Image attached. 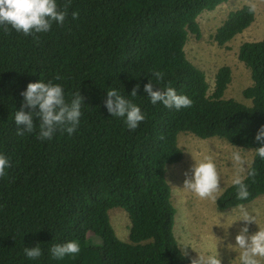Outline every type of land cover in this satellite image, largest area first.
I'll return each instance as SVG.
<instances>
[{
  "label": "trees",
  "instance_id": "1",
  "mask_svg": "<svg viewBox=\"0 0 264 264\" xmlns=\"http://www.w3.org/2000/svg\"><path fill=\"white\" fill-rule=\"evenodd\" d=\"M226 1L57 0L67 16L38 40L0 25V153L10 161L0 178V264H189L173 232L176 210L166 180L167 167L183 158L179 134L223 139L251 149L254 158L255 135L264 126V39L238 49V60L250 70L252 84L242 92L250 105L223 98L228 66L217 70L209 94L204 72L186 57L189 34L201 36L200 14ZM254 19L247 5L229 12L213 42L225 45ZM155 71L162 73L158 82ZM149 78L154 90L171 86L192 106L177 111L151 104L143 91ZM38 79L61 84L68 100L76 92L82 97L71 136L58 131L40 141L37 120L33 133L16 134L12 118L21 108L20 92ZM136 85L137 96L127 98L146 115L129 131L103 102L108 89L128 95ZM251 167L256 175L245 180L248 198L238 200L231 184L217 197L218 210L264 195V160L255 157ZM113 208L128 216L127 242L111 225ZM73 239L78 254L51 257L52 244ZM37 243L42 255L27 259L23 248Z\"/></svg>",
  "mask_w": 264,
  "mask_h": 264
},
{
  "label": "clouds",
  "instance_id": "2",
  "mask_svg": "<svg viewBox=\"0 0 264 264\" xmlns=\"http://www.w3.org/2000/svg\"><path fill=\"white\" fill-rule=\"evenodd\" d=\"M70 3V0H68ZM72 18L76 19L78 13L73 11ZM67 16V7L61 8L57 0H0V25L21 33L25 36H33L38 40L37 34L50 31L52 23L63 24ZM156 81L162 79V73L155 71L152 73ZM59 79V77H56ZM152 79L143 85L146 97L153 105L157 103L165 108H172L177 111L182 108H190L192 99L186 94L177 93L171 86L163 88L156 87L154 90ZM139 85L133 87L128 95L115 87L105 92L104 107L111 117L122 118L124 126L129 130H135L140 122L145 120V113L140 106L134 103L128 96H137ZM122 89V88H121ZM22 104L20 110L14 111L12 121L16 125V134L23 136L25 133H33L34 120L38 121L35 128L36 138L40 141L51 140L56 132H66L71 136L76 132L82 116V97L76 92L70 100L66 99L63 86L53 83L51 80L45 82L38 79L30 82L25 89L20 92ZM27 108L28 111L24 109ZM255 140L259 144L255 149V157L264 160V126L258 129ZM253 158L251 163H254ZM232 158L236 162H241L242 157L239 152H234ZM249 163L246 174L237 172L232 178V185L236 186V196L238 200H246L249 196L247 178L256 175V169ZM10 167V161L3 153H0V178L6 175V170ZM183 188L195 196L207 198L216 202L220 194V179L217 168L210 157L193 163L189 172L185 174ZM243 226L234 238V245L229 247L238 249V264H264V227H257V230L249 234L248 225L256 224V217L244 210L241 206L240 219ZM184 248V247H183ZM181 248V249H183ZM53 259H62L68 255H76L80 251L77 240H66L63 243L52 244L48 249ZM23 253L29 260H37L42 255L40 244L32 247H24ZM189 264H221L218 253L208 255H197L191 259Z\"/></svg>",
  "mask_w": 264,
  "mask_h": 264
},
{
  "label": "rangeland",
  "instance_id": "3",
  "mask_svg": "<svg viewBox=\"0 0 264 264\" xmlns=\"http://www.w3.org/2000/svg\"><path fill=\"white\" fill-rule=\"evenodd\" d=\"M250 6L255 13L253 23L241 34L236 35L223 46H218L212 40L216 29L225 20L227 14L242 6ZM201 36L197 39L189 34L184 50L187 59L202 70L209 85V94L214 88V77L222 66L231 70V81L223 98L234 99L246 105L250 100L242 96L243 90L252 84L250 70L238 60V49L244 42L264 39V0H227L212 11H205L198 17ZM178 145L183 152L182 160L168 166L166 180L171 189V201L176 210L173 232L182 252L195 259L197 255L218 253L221 264H238V249L234 245L235 236L243 226L239 221L241 206L256 217V224L248 225L249 234L257 227H264V195L252 202L227 210H218L215 202L201 199L183 188L185 174L193 163L210 157L214 161L220 179V194L231 185L233 176L240 172L246 174L249 163L252 162L251 149L232 146L223 139H200L190 133L178 136ZM234 152H239L242 160L236 162L232 158ZM111 225L117 237L128 241L129 219L122 208L109 210ZM91 236V235H90Z\"/></svg>",
  "mask_w": 264,
  "mask_h": 264
}]
</instances>
